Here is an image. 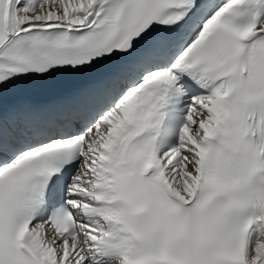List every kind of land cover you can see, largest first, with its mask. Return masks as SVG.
<instances>
[{
    "label": "snow or ice",
    "instance_id": "6c2138e0",
    "mask_svg": "<svg viewBox=\"0 0 264 264\" xmlns=\"http://www.w3.org/2000/svg\"><path fill=\"white\" fill-rule=\"evenodd\" d=\"M0 264H264V0H0Z\"/></svg>",
    "mask_w": 264,
    "mask_h": 264
}]
</instances>
